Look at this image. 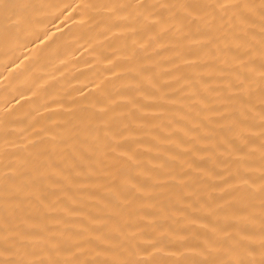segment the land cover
Instances as JSON below:
<instances>
[{
  "label": "bare ground",
  "instance_id": "bare-ground-1",
  "mask_svg": "<svg viewBox=\"0 0 264 264\" xmlns=\"http://www.w3.org/2000/svg\"><path fill=\"white\" fill-rule=\"evenodd\" d=\"M0 264H264V0H0Z\"/></svg>",
  "mask_w": 264,
  "mask_h": 264
}]
</instances>
